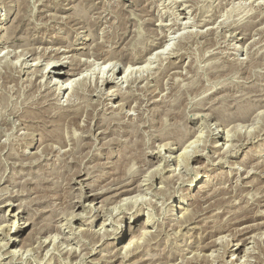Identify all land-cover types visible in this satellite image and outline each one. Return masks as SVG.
I'll return each mask as SVG.
<instances>
[{
    "label": "rangeland",
    "instance_id": "1",
    "mask_svg": "<svg viewBox=\"0 0 264 264\" xmlns=\"http://www.w3.org/2000/svg\"><path fill=\"white\" fill-rule=\"evenodd\" d=\"M163 41L169 48L148 69L128 62H144ZM1 50L9 58L0 56V264H264L256 220L264 212V0H0ZM25 52L68 65L98 54L119 64L117 77L127 66L132 74L113 100L106 95L114 85L97 75L87 87L104 88L105 97L79 87L77 98L78 90L59 92L41 73L11 64ZM78 108L80 117L64 119ZM166 143L179 152L168 158ZM136 179V220V209L114 210L109 192L91 206L95 192ZM207 191L206 209L179 221L176 206L188 209ZM149 216L147 240L117 254L118 234L140 230ZM236 239L246 244L233 256ZM21 247L23 255L12 253Z\"/></svg>",
    "mask_w": 264,
    "mask_h": 264
},
{
    "label": "bare ground",
    "instance_id": "2",
    "mask_svg": "<svg viewBox=\"0 0 264 264\" xmlns=\"http://www.w3.org/2000/svg\"><path fill=\"white\" fill-rule=\"evenodd\" d=\"M169 38V37H168ZM170 39H172L171 37L167 40V41H169ZM3 40V39H2ZM6 40V39H5ZM4 40V41H5ZM165 40V41H166ZM171 41V40H170ZM163 43H164V41H163ZM1 44H2V42H1ZM4 44V43H3ZM169 42H166V43H164V44H161V46H159V47H157L156 49H154L153 51H152V53H150V57H148V58H146L147 60H145L144 62H139V59H140V57H139V59H137V58H135V59H131V61H128V62H130L131 64H133L132 66H137L138 64H143V66H144V64H145V66H144V68H147V67H149L150 66V63L154 60V58L156 57H158V55H161L162 53H164L168 48H169ZM6 45V44H5ZM86 46V45H85ZM72 48V47H71ZM83 49V48H82ZM92 49V48H91ZM102 49V48H101ZM2 51V50H1ZM5 51H7V49L5 50ZM9 51V50H8ZM7 51V52H8ZM27 51V50H26ZM94 51V50H93ZM97 51V50H96ZM106 51V50H105ZM6 52V53H7ZM23 52V51H22ZM33 52H35V51H33ZM4 54V56H5V53H4V50L2 51V52H0V56H2L1 54ZM15 53V52H14ZM24 53V52H23ZM26 53V52H25ZM27 53L28 54H30L28 51H27ZM27 53L26 54H24V56L22 55V56H20V54L19 55H17V56H15V58H13V59H15L14 60V63H11V64H13L15 67H17V68H19L18 67V65L22 68H29V69H33V70H35V72L36 73H41L40 75L42 76L43 75V77H46V78H44V79H47V80H49L50 79V82H49V84L52 82V84L53 83H55V85L57 86L56 88H57V90L59 91V92H63V91H71V92H73L74 93V95H76L75 93L77 92V91H75V90H78L77 88H81L80 90H86V91H88L91 95H92V93H95V92H97L98 93V96L97 97H100V98H102V97H105V89L103 88H101V90H100V88H99V86L98 87H89L90 89H88V87H87V85H88V79L91 77H93V76H100V80H101V82H102V86H108V85H114V86H112L111 87V89H110V91H108V93H107V95H106V97H108V99H110V100H113L114 98H116V96H118V95H121L120 94V88H121V84H120V82H122V84H124V83H126V82H129L128 80H129V75L130 74H132V71H131V73L127 76V74L129 73V71L131 70V66H127V68L124 70V73H123V75L119 78V77H117V76H119V72L121 73V67L119 66V64H113L112 66H111V63H110V58H108V57H105V58H103V57H101V55H98L97 54V57H95L94 55L92 56V57H94L95 59H96V61H98V62H96V61H89L88 59L87 60H85L84 62L83 61H81L80 59H76L77 57H74V61L72 62V64H71V69L69 68L68 70H66L68 67H70V64L68 65V63H62L63 61H59V63H57V64H52V63H54L53 61H52V59H51V61H52V63H45V64H43L44 62L41 60V58H40V56L38 55L37 57H34L33 58V55H27ZM62 53V52H61ZM73 53V52H72ZM106 53V52H105ZM22 54V53H21ZM8 55V54H7ZM11 55V54H10ZM46 55V54H45ZM64 55V54H63ZM12 56V55H11ZM26 56H28L27 57V59H24L23 61L24 62H22V60H20L21 59V57H22V59H23V57L24 58H26ZM79 56V55H78ZM134 56V55H133ZM136 56V55H135ZM3 57V56H2ZM2 57H0V58H2ZM42 57V56H41ZM62 57V56H61ZM65 57V56H64ZM69 57V56H68ZM137 57V56H136ZM5 58H9V55L8 56H5ZM30 58H32L31 60H30ZM59 58V57H58ZM73 58V57H72ZM89 58V57H88ZM94 58H92V59H94ZM134 58V57H133ZM155 58V59H156ZM4 59V58H3ZM2 59V60H3ZM42 59H43V57H42ZM45 59V58H44ZM57 59V58H56ZM61 59V58H60ZM64 59V58H63ZM66 59V58H65ZM69 59V58H68ZM82 59V58H81ZM12 60V59H11ZM67 60V59H66ZM69 60H71V58L69 59ZM50 61V60H49ZM65 61V60H64ZM61 62V63H60ZM68 62V61H67ZM9 63V62H8ZM116 63V62H115ZM153 63V62H152ZM129 64V63H128ZM142 66V65H141ZM143 66H142V69H144L143 68ZM152 66V65H151ZM119 67V68H118ZM139 67V66H138ZM11 68V67H10ZM14 68V67H13ZM141 68V67H140ZM140 68L138 69V70H140ZM134 69V68H133ZM135 69H136V67H135ZM135 69H134V71H135ZM148 69V68H147ZM150 69V68H149ZM32 70V71H33ZM34 72V71H33ZM12 73V72H11ZM27 73V72H26ZM35 73V74H36ZM34 74V73H33ZM34 74V75H35ZM14 76V75H13ZM37 76H38V74H37ZM131 76V75H130ZM9 78V77H8ZM13 78V77H12ZM44 79H43V81H44ZM94 79V78H93ZM92 80V79H91ZM99 80V79H98ZM46 81V80H45ZM141 81V80H140ZM11 82V81H10ZM92 82V81H91ZM47 83V82H46ZM100 83V82H99ZM134 83V82H133ZM46 85V84H45ZM98 85H100V84H98ZM47 86V85H46ZM51 86V85H50ZM43 87V86H42ZM48 87H49V85H48ZM52 87V86H51ZM55 87V86H54ZM101 87V86H100ZM50 88V87H49ZM87 88V89H86ZM93 88V89H92ZM56 90V91H57ZM84 91H82V93L84 92ZM55 92V91H54ZM59 92H57V93H59ZM85 93V92H84ZM96 93V94H97ZM128 93V92H127ZM126 93V96L128 95ZM134 93V92H133ZM77 98H78V96H80V92H79V90H78V92H77ZM87 94V93H86ZM143 94V93H142ZM45 95H47V94H45ZM44 95V96H45ZM62 95V94H61ZM70 95V94H69ZM83 95V94H82ZM88 95V94H87ZM104 95V96H103ZM73 96V95H72ZM122 96V102H126V104H128L129 103V101L130 100H133L132 99V97H129V96ZM70 97V96H69ZM80 98V97H79ZM44 99V98H43ZM99 101V100H98ZM94 103V102H93ZM80 105V104H79ZM85 105V104H84ZM82 106H83V104H82ZM81 106V107H82ZM112 106V105H111ZM116 106V105H115ZM84 107H86V106H84ZM123 107V103L121 104V105H118L117 107H116V109H120V108H122ZM115 107H113V109H114ZM136 108V107H135ZM84 109V108H83ZM81 112H83L82 111V109H74V110H72V111H69L68 113H66L65 112V117H64V119H69V118H71V117H75V116H79L80 114H82ZM63 115V116H64ZM80 117V116H79ZM82 117V116H81ZM203 117V116H202ZM196 118H197V116H196ZM77 119V118H76ZM60 120H62V119H60ZM87 120V119H86ZM63 121V120H62ZM79 121V120H78ZM234 121V120H233ZM76 123V122H75ZM80 127V126H79ZM82 127V126H81ZM202 127H203V129H207V137L209 138V140L210 141H212V148H214L215 149V151H217V150H220L219 149V147H220V143H219V141H217V135H215L214 134V131H213V129L212 128H210L209 126H208V122L207 121H202ZM243 127V126H242ZM246 127V126H245ZM217 128H219V125L217 126ZM233 128V127H232ZM233 130V129H232ZM229 131V130H228ZM235 131H237L236 129H235ZM232 133V132H231ZM225 134V133H224ZM227 134V140L229 139V133H226ZM234 135H235V133H233ZM232 135V134H231ZM226 137V136H225ZM261 137V136H260ZM204 138V137H203ZM236 138V137H235ZM242 138V137H241ZM248 138V137H247ZM220 139H223V136L222 137H220ZM230 139H232V138H230ZM69 140V139H68ZM225 141H226V139H225ZM233 141V139L231 140V142ZM235 141V140H234ZM243 141V140H242ZM207 142H208V140H207ZM240 142V141H239ZM62 143H64V142H62ZM61 143V144H62ZM192 143V142H191ZM227 143V142H226ZM210 144V143H209ZM230 144H232V143H230ZM237 144V143H236ZM164 145V144H163ZM162 145V146H163ZM191 145V144H190ZM207 145V144H206ZM228 145V143L226 144V146ZM234 145V144H233ZM232 145V146H233ZM239 145V144H238ZM188 146V145H187ZM232 146H230L229 145V147H231V149H232ZM63 147V146H62ZM65 147V146H64ZM163 147H165V150L169 153V155L170 156H167L168 158H171V157H173L172 155H174L175 153H178L179 151H175V149L173 150L172 149V146H170V145H168L167 146V143H166V145H164ZM229 147H226V149H224L225 151H223L224 153H223V157L225 156V158L228 156V154L229 153H227L226 151L228 150L227 148H229ZM234 147V146H233ZM238 147V146H237ZM181 148V147H180ZM190 148V147H189ZM224 148V147H223ZM159 149H160V146H159ZM183 149V152H181L182 154H180V155H178V156H176L175 158H174V160L173 161H175V163H177V164H179L180 163V159H182V157L184 158V157H187V155L189 154V151L187 150L188 149V147H185V148H182ZM164 150V149H163ZM160 151V150H159ZM162 151V150H161ZM182 151V150H181ZM235 151V150H234ZM164 151H162V153H163ZM220 152V151H219ZM230 152H231V150H230ZM162 153H160V152H156V154L158 155V156H160L163 160H165V162H166V164L167 163H169V160L170 159H167V157L165 156V154H162ZM222 153V152H221ZM196 154V153H195ZM198 154H199V152H198ZM216 154V153H215ZM231 154V153H230ZM194 155V154H193ZM192 155V156H193ZM222 155V154H221ZM190 156V155H189ZM158 158V157H157ZM188 160V159H187ZM186 160V161H187ZM151 161V160H150ZM180 166V165H179ZM190 167V166H189ZM197 173H198V175H199V177H200V171L198 170L197 171ZM174 174V173H173ZM177 176V175H176ZM204 177V176H203ZM182 180H183V178H182ZM128 181V180H127ZM127 181H124V182H120V183H118V184H116V185H113V186H111V188H108V189H106V190H103V188L102 189H100V190H102V191H97V190H95V191H97V192H95V194L93 195V200H92V203H91V206H93V204H94V202L96 201V200H98L99 198H100V195H103L104 193H110L111 194V196H110V199H111V202H110V205H115V207H114V210H116V209H123V208H129V210L131 211V212H133L134 211V209H136V213L137 214H135V215H132V217H133V219L134 220H136V218L138 217L137 215L142 211L141 210V208H140V206H137L136 207V197L135 196H130L131 194H133V193H135V192H138V191H140V188H141V185H137V186H135V184L139 181H137V179H136V181L134 180V181H132V182H130V180H129V182H127ZM207 181V183H208V180H206ZM194 182V181H193ZM144 183V182H143ZM143 183H140V184H143ZM174 184V183H173ZM208 185V184H207ZM206 186V185H205ZM206 189V188H205ZM216 191V190H215ZM208 192V191H207ZM209 192H211L212 194H213V192H212V190L211 191H209ZM206 193V197L208 198L209 196H210V194L211 193ZM139 195V194H138ZM215 195V194H214ZM212 196V198L211 199H213V198H215V197H217V196ZM130 196V197H129ZM201 196V195H200ZM85 197V196H84ZM206 197H204V198H198V196H192V198H191V201L188 203V206H189V208L188 209H186V207H183V206H181V205H177L176 206V208H177V216H179V215H182V216H179L180 218H179V221H193L194 219H195V216L197 217V215L195 214V213H197V210H201L203 207H204V204H206V203H208L209 204V202H210V198H208L207 200H206ZM85 198H88L87 196L85 197ZM138 198V197H137ZM89 199V198H88ZM134 199H135V201H134ZM134 201V202H133ZM138 202V201H137ZM215 202V201H214ZM83 203V202H82ZM207 204V205H208ZM206 205V206H207ZM8 206H12V204H9ZM90 206V207H91ZM108 208V207H107ZM191 208H193L192 210H191ZM209 208V207H208ZM207 208V209H208ZM98 209V212L97 213H99L98 214V219H104V217H105V210H106V208H105V205L103 206V205H101L100 207H98L97 208ZM118 209V210H119ZM126 209V210H127ZM204 209H206V207H204ZM170 210V215L169 216H172V215H175V213H173V209H169ZM84 211H85V209H84ZM86 212H87V210H86ZM195 212V213H194ZM194 213V214H193ZM243 213V212H242ZM241 214V213H240ZM261 214H263V215H261V216H256V220H262V222H261V224H258V225H263L264 226V212L263 213H261ZM72 217L73 218H76V217H78V216H81V214H78V215H75V213L73 212L72 214ZM71 215H70V217H71ZM107 216V215H106ZM131 217V218H132ZM95 218V217H94ZM212 218V217H211ZM181 219V220H180ZM70 220V219H69ZM132 220V219H131ZM130 220V221H131ZM237 220H238V218H237ZM153 220L151 219V216H149V217H147V219H146V222L141 226V228H140V230H135V228L132 226V225H130V227H129V232L125 235V233L123 232V231H121L119 234H118V236L115 238V242H114V244H113V248L114 249H116V252H117V254H120L121 253V251L122 250H125L126 252H125V254H127V255H131V254H133L137 249H138V245H139V243H138V241L136 240L138 237H140V238H144V240H147L146 238H148V235L150 234V232H149V228H151V223H153L152 222ZM170 221H175V220H173V219H170ZM203 221V220H202ZM209 221V220H208ZM240 221V220H239ZM15 223V222H14ZM93 223V222H92ZM92 223H90V224H86V225H90V226H93V224ZM257 225V226H258ZM28 227V226H27ZM89 227V226H88ZM102 227L103 228H105L106 226H105V223L104 224H102ZM240 227V226H239ZM249 227H253V226H247V227H243L242 229L241 228H239L240 230H241V232L243 233V234H241V238L242 237H244L246 234H248L249 233ZM102 228V229H103ZM88 229V228H87ZM249 230V231H248ZM92 231V230H91ZM105 231V230H104ZM238 232H240V231H237V233ZM107 233V232H106ZM135 233H138V235L137 234H135ZM111 235V234H110ZM117 235V234H116ZM58 236V235H57ZM57 236H54V238H50V243L51 242H53V244H56V241H58V239L56 240V238L55 237H57ZM150 236V235H149ZM153 236V235H152ZM238 236V235H237ZM156 237V236H155ZM154 237V238H155ZM255 237V236H254ZM105 238V237H104ZM103 238V239H104ZM129 238H131L130 239V242L128 243V244H126V245H124L123 247H120V245L123 243V242H125L127 239H129ZM140 238H138V239H140ZM152 238V237H151ZM224 236H222V237H220V238H218V240H216L215 241V243H217V242H221V241H223L224 240ZM4 239V238H3ZM5 239H7L6 238V236H5ZM237 241H238V243L236 244V245H234L235 246V250L232 252L233 253V256H235L236 254H238L240 251H241V247H243L246 243V239H236ZM141 241V240H140ZM153 241V240H152ZM214 242V241H213ZM219 242V243H220ZM255 242V241H254ZM46 243H47V241H46ZM45 243V244H46ZM212 243V242H211ZM214 243V244H215ZM253 243V242H252ZM41 244V243H40ZM213 244V243H212ZM218 244V243H217ZM221 244V243H220ZM242 244V245H241ZM3 245V244H2ZM6 245V247H8L9 245H13V244H11V243H8V244H5ZM42 245V244H41ZM239 245H241V247L239 246ZM1 246V245H0ZM43 246H44V244H43ZM209 246H211L210 244H209ZM231 246V245H230ZM5 247V246H4ZM41 247V246H40ZM207 247V246H206ZM213 247V246H212ZM212 247H209V248H211L212 249ZM3 248V247H2ZM120 248V249H119ZM247 248V247H246ZM245 248V249H246ZM22 249H23V247H21L20 249H15V251H12V253H14L16 256H17V254L18 255H23V253L25 252V250L22 252ZM206 249H208V248H206ZM249 251V250H248ZM22 252V253H21ZM244 252H246V251H244ZM11 253V252H10ZM116 254V255H117ZM122 254V253H121ZM85 256V255H84ZM124 256H126V255H124ZM119 258H120V256H118ZM128 257V256H127ZM140 261H142V260H140ZM153 263V262H152Z\"/></svg>",
    "mask_w": 264,
    "mask_h": 264
}]
</instances>
